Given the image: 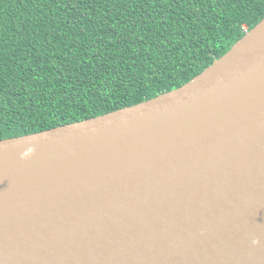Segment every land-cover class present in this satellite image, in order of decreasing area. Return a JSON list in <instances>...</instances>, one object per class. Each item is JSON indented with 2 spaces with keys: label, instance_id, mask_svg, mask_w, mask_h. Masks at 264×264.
I'll use <instances>...</instances> for the list:
<instances>
[{
  "label": "water",
  "instance_id": "95a60500",
  "mask_svg": "<svg viewBox=\"0 0 264 264\" xmlns=\"http://www.w3.org/2000/svg\"><path fill=\"white\" fill-rule=\"evenodd\" d=\"M0 264H264V17L176 88L1 138Z\"/></svg>",
  "mask_w": 264,
  "mask_h": 264
},
{
  "label": "trees",
  "instance_id": "16d2710c",
  "mask_svg": "<svg viewBox=\"0 0 264 264\" xmlns=\"http://www.w3.org/2000/svg\"><path fill=\"white\" fill-rule=\"evenodd\" d=\"M263 17L264 0H0V139L176 88Z\"/></svg>",
  "mask_w": 264,
  "mask_h": 264
}]
</instances>
